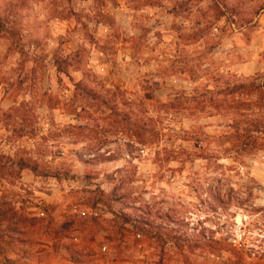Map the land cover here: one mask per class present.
Segmentation results:
<instances>
[{"label": "rangeland", "instance_id": "rangeland-1", "mask_svg": "<svg viewBox=\"0 0 264 264\" xmlns=\"http://www.w3.org/2000/svg\"><path fill=\"white\" fill-rule=\"evenodd\" d=\"M0 264H264V0H0Z\"/></svg>", "mask_w": 264, "mask_h": 264}, {"label": "trees", "instance_id": "trees-1", "mask_svg": "<svg viewBox=\"0 0 264 264\" xmlns=\"http://www.w3.org/2000/svg\"><path fill=\"white\" fill-rule=\"evenodd\" d=\"M32 171L34 172V173H36V174H39V172H38V170L37 169H32ZM9 215V214H8Z\"/></svg>", "mask_w": 264, "mask_h": 264}, {"label": "crops", "instance_id": "crops-1", "mask_svg": "<svg viewBox=\"0 0 264 264\" xmlns=\"http://www.w3.org/2000/svg\"><path fill=\"white\" fill-rule=\"evenodd\" d=\"M125 7H123V9H124ZM259 66H263V64H259ZM260 68V67H259ZM259 70V69H258ZM260 71V70H259Z\"/></svg>", "mask_w": 264, "mask_h": 264}]
</instances>
